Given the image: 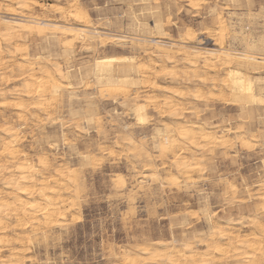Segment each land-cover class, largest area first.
I'll use <instances>...</instances> for the list:
<instances>
[{
  "label": "rangeland",
  "instance_id": "rangeland-1",
  "mask_svg": "<svg viewBox=\"0 0 264 264\" xmlns=\"http://www.w3.org/2000/svg\"><path fill=\"white\" fill-rule=\"evenodd\" d=\"M20 1L0 0V29L18 15L48 21L41 31H22L21 39H14L26 48L25 57L5 54L2 59L8 68L0 69V88H6L8 103L0 102V125L14 126L20 155L34 164L38 156L47 159V168L37 166L40 172L63 167L75 177L65 192L75 206L52 223L41 219L26 228L31 237L25 264H131L128 258L137 248L159 242L172 240L176 246L189 244L201 251L212 222L232 224L230 230L239 234L253 229V217L264 223L256 197L264 191V103L234 102L218 61H207L214 70L201 68L211 56L208 51H217L251 75L255 91L264 90V62L255 61L264 58V0ZM74 3L86 20L64 19L58 11H71ZM218 16L225 24L222 37L215 34L223 38L221 47L204 33L217 30ZM187 32L192 33L189 39ZM193 48L201 50L202 57L196 58ZM123 55L149 66L138 75L150 74L154 82L117 92L98 84L95 59ZM38 60L59 64L70 77L61 80L55 98L46 96L41 108L19 110L10 101L30 98L19 93V77L29 71L18 65ZM113 71L130 73L115 64ZM214 78L216 85L211 84ZM169 88L184 95L174 96L165 91ZM166 97L176 108H167ZM137 104L146 106L142 123L134 117ZM189 122L206 127L222 142L198 150L177 138L171 152L160 154L162 130L170 126L168 134L176 138L175 128ZM128 139L138 147H131ZM175 155L194 158L198 170L186 178L172 165ZM2 186L0 181V190ZM139 258L158 264L146 255Z\"/></svg>",
  "mask_w": 264,
  "mask_h": 264
},
{
  "label": "bare ground",
  "instance_id": "bare-ground-1",
  "mask_svg": "<svg viewBox=\"0 0 264 264\" xmlns=\"http://www.w3.org/2000/svg\"><path fill=\"white\" fill-rule=\"evenodd\" d=\"M20 2L24 3L23 0ZM72 7L73 9L71 11H67L63 8L58 11L62 14L64 19L70 17L78 21L86 20L85 12L80 13L81 8L77 3L72 4ZM6 21V26L0 29V69L8 68V65L2 61L5 54L9 57H14L17 54L21 55L20 57H25L27 54L26 48L23 47L24 45H19L17 40L14 39H21L22 31H24V33L27 32V34L33 29H39L38 31H41L43 26H40L46 25L48 20L36 16L28 20L26 16L18 15L16 18H10ZM153 26L158 28V22L154 21ZM215 27L217 30H214V32L211 31V29L206 30L204 33L207 34V37L212 41V45L221 47L223 38L220 41L217 36L215 37V34L217 35L218 33L222 37L225 30V24L221 16L217 17V26ZM65 30H67V28H65ZM190 34L192 33L187 32L186 34L188 39ZM119 38L120 37H117L116 39ZM2 43H4V45H2ZM192 51L196 58L202 57L201 50L193 48ZM208 52L211 56L205 59L201 68L214 70L216 66L213 62L208 64L207 61H218V65H220L219 68L225 71V80L223 81L222 78V81L225 87L228 88L234 102L242 103L241 105L244 104L247 106L264 103V90L262 92L254 90V80L251 78V75L249 76L247 71L240 67L233 66L228 60L220 58L216 53L217 51L210 50ZM134 57L123 55L96 58L93 68L95 80L101 86H106L107 89L114 92L120 89L124 91V88L135 86L138 83L152 84L154 81H152L153 78L150 77V74H142L141 78L138 75L149 66H144V64L140 62L138 63L135 61ZM243 57L248 61L254 59V57L247 55ZM255 61L264 62V58H259ZM186 62L189 64L191 63L193 69L198 68L195 62H191L188 59ZM114 64L122 69L130 71V73L113 71ZM18 66L28 70L29 73L26 76L19 77L22 90L16 88L12 90H19V93H22L23 96L30 98L29 102H26L24 99L22 100L21 97H17L12 101L9 100L12 106L19 110H24L26 108H41L45 104L46 96L55 98L60 89L61 80L66 79L68 81L70 77V71H64L59 64L52 61L44 62L38 60L35 63L28 61L27 65ZM34 70L37 72L35 73ZM172 73L173 76L174 72ZM215 78L210 79L213 85L217 84H215ZM204 79H202V81ZM66 84L70 85V82ZM165 91L174 96H182L183 94L178 91V89L171 90L169 88V90L165 89ZM199 92L196 95H199ZM8 93L10 92L8 91ZM0 97L2 98L0 102L3 106L4 100L8 99L6 98V88H0ZM218 97L220 96H217V98ZM169 98L170 97L164 98L163 103L168 106L167 108L169 109L172 106L174 108V104L172 105L174 100L172 101V98ZM150 99H153L152 96L147 98L148 101ZM4 103L6 104L8 102L5 101ZM145 112V104H137L133 109L134 117L140 123L145 121ZM177 113L178 112L175 114L177 115ZM177 116H179V114ZM19 117H21V115H19ZM175 124L174 127L176 126ZM206 129L207 128L201 124H191L190 122L185 125L182 124V126L175 128V130H177V137L175 138V136L173 137V135L168 134L170 126H166L164 128L165 131L162 130V133H164L162 134L163 139L161 142H158L160 154L163 155L167 152H171V149L177 144V138L182 140L187 139L190 143V147L192 146V148L198 150H203L207 145L209 146L210 144L214 145V143L222 142L223 138L221 139L220 137L214 136V133ZM0 134H2L0 138V156L4 158L2 161L4 160L6 162L0 163V181H2V187L4 188V190H0V264H25V251L27 249V242L31 237L29 233L26 232V228L38 223L41 219L45 223H52L57 220V217H63L66 210H70L75 206L73 198L66 197L65 195V192L68 190L67 183L75 181V177L72 171L70 172L63 167L51 168V170L46 173L40 172L37 166L47 168V159L44 156H38L37 164H34L25 154L20 155L19 150L15 147V143L18 141V134L14 126L4 122L0 125ZM128 143L131 147H138L136 142L132 139H128ZM242 143H244L243 140ZM244 145L246 144L244 143ZM146 155L149 156V154ZM84 159L88 160L87 158ZM172 165L177 170H180V172L182 171L186 178H190L189 173L198 170L199 166L198 161H195L194 158L188 159L186 156L177 155L173 156ZM74 192L76 193V190ZM256 197L260 200L262 212L264 211V191L257 193ZM205 217L210 221L209 214H206ZM238 221H240V219ZM250 222L253 225H251L253 229L247 234H239L238 232L231 231L230 225L232 224L219 226L216 225L215 222L214 225L212 222L208 234L210 237L201 240L204 246L201 251L195 250L189 244L176 246L171 240L169 244H166V242L164 244L159 242L154 244L152 248H148L149 246L137 248L134 251L135 256H132L133 258L129 257L128 261L131 264H139L140 262V264H147V262L142 261L144 259L146 260L148 257L143 259L139 258L140 255H146L158 264L161 262V264H264V223L254 217ZM3 252L6 253L2 254ZM159 261L161 262L159 263Z\"/></svg>",
  "mask_w": 264,
  "mask_h": 264
}]
</instances>
